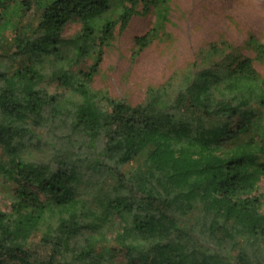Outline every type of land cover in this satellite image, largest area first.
I'll use <instances>...</instances> for the list:
<instances>
[{"label": "trees", "instance_id": "obj_1", "mask_svg": "<svg viewBox=\"0 0 264 264\" xmlns=\"http://www.w3.org/2000/svg\"><path fill=\"white\" fill-rule=\"evenodd\" d=\"M169 4L0 0V264H264V43L212 42L135 106L92 86L140 5L133 55L170 41Z\"/></svg>", "mask_w": 264, "mask_h": 264}, {"label": "rangeland", "instance_id": "obj_2", "mask_svg": "<svg viewBox=\"0 0 264 264\" xmlns=\"http://www.w3.org/2000/svg\"><path fill=\"white\" fill-rule=\"evenodd\" d=\"M169 7L166 31L171 34L170 41L152 43L133 55L135 38L154 21L153 11L142 13L140 5L128 27L117 32L105 49L93 87L106 89L135 106L144 100L148 86L164 82L174 68L193 62L199 51L212 42L225 41L250 57L253 54L245 46L249 37L264 43V0H170ZM78 30L79 23L70 21L61 36L69 38ZM254 67L264 76V65L254 62ZM259 189L264 192V180Z\"/></svg>", "mask_w": 264, "mask_h": 264}]
</instances>
